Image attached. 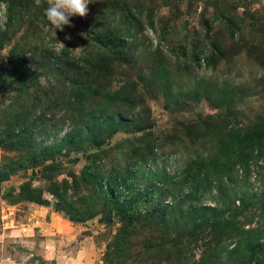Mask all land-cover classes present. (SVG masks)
Wrapping results in <instances>:
<instances>
[{
	"label": "rangeland",
	"instance_id": "1",
	"mask_svg": "<svg viewBox=\"0 0 264 264\" xmlns=\"http://www.w3.org/2000/svg\"><path fill=\"white\" fill-rule=\"evenodd\" d=\"M134 1L90 0L88 15L72 17L74 26L68 27L67 34L71 39L65 36L61 42L80 44L86 36L92 38L102 29L96 21L97 14L110 15L121 8L122 3L137 9ZM150 1L156 5V30L147 28L135 70L119 67L116 77L118 85L125 77L135 79L138 93L150 108L153 125L150 141H155L159 147L146 161L137 162L129 155L132 144L143 136V131L135 130L115 133L100 147L64 151L52 164L41 161L40 166L31 167L35 162L32 150L38 152L45 146L57 144L70 133L72 125L60 108H54L52 115L49 113L47 99L40 98V92L35 89L27 93L18 91L20 82L31 80L35 73L42 74L41 69L34 68L30 54L18 56L20 60L17 61L13 58V45L0 48V142L6 138L10 124V121L6 124L5 118L20 114L25 120L26 141L31 147L24 153L0 145V174H8L7 179L0 182V264H107L106 253L120 229L117 214L108 209L109 203L131 206L139 220L140 216L148 215L156 203L155 198L152 202L148 198L163 196L166 190L156 182L155 187L149 186L148 173L174 177L181 174L190 161L217 156L215 139L194 143L177 135L179 124L202 121L211 115L229 119L233 126L247 129L264 119V36L260 35V30L264 31V0H168V5V1L147 0L145 4ZM46 4L32 5L33 13L41 11ZM6 17L7 10L0 3L3 21L0 30ZM227 20L236 21L242 27L244 35L237 38L240 40L228 39ZM165 24L168 27H164ZM35 25L25 24L21 33H26L25 29L34 30ZM104 25L107 27L108 23ZM51 29V36H55V30ZM205 32L211 38L223 39L224 60L214 69H207L203 64L185 71L179 63L185 60L179 58L182 49L192 42L204 40ZM44 37L47 40V35ZM26 40L28 38L20 44H25ZM53 47L57 50V45ZM40 51L39 47L35 50V59L40 57ZM54 60L51 58V62ZM157 61L165 64L174 82L175 94L185 101L181 111L168 109L164 97L148 85L149 68ZM46 74L39 79L41 91L51 87L48 90L50 96L57 102L63 100L66 97L64 82L58 81V86L54 87V77ZM202 79L228 90L233 103L217 109L207 100L188 99L186 91ZM125 109L115 107L113 111L130 119L132 116ZM140 145L144 146L143 143ZM127 170L137 172L135 180L125 179L124 184L113 187L111 177L123 175ZM234 178L236 191L249 198L252 204L253 198L255 200V204L239 218L240 226L264 229V154L259 159L254 158L248 170L237 168ZM187 190L180 193L177 186L174 195H184ZM215 194L216 189L206 193L201 204L216 206ZM161 200L167 206L174 204L173 196ZM189 204L187 201L184 208ZM109 217L111 225L107 224ZM148 233L147 229L137 230L129 255L142 252ZM200 255L201 248L196 250L195 259L199 260ZM120 259L114 257L112 263L122 264ZM182 262L192 264L193 257L186 256Z\"/></svg>",
	"mask_w": 264,
	"mask_h": 264
},
{
	"label": "trees",
	"instance_id": "2",
	"mask_svg": "<svg viewBox=\"0 0 264 264\" xmlns=\"http://www.w3.org/2000/svg\"><path fill=\"white\" fill-rule=\"evenodd\" d=\"M42 2L46 3L47 0ZM134 2L137 9L128 8L122 3L121 8L110 15L97 14L96 21L102 25L99 32H95L92 38L86 36L80 44L68 41L65 47L57 51L53 46L67 36L68 26L63 32L58 30L57 36H51L52 26L44 15L47 4L41 11L33 13L34 0H0L7 10L6 22L0 30V48L13 45V58L17 61L20 60L18 56L27 53L35 59V50L41 48L40 57L30 59L34 62V68L41 69L42 74L35 73L31 80L20 82L18 91L27 93L35 89L40 92L39 97L47 99L49 113L52 115L54 108H60L72 125L70 133L57 144L45 146L38 152L32 150L35 162L31 167L40 166L41 161L52 164L64 151L78 152L87 146L91 149L100 147L106 139L120 131H143V136L132 144L129 151L137 162L152 157L153 150L159 147L155 141H150L153 128L150 108L138 93L137 82L129 77L121 79V85L116 82L119 67L135 70L138 66V53L144 46V34L148 27L156 30L158 22L153 2ZM166 3L168 5L169 1ZM104 22L108 23L107 27ZM227 22L229 40L243 37L242 27L236 21ZM33 23H36L34 30L25 29L26 33H21L25 24ZM260 35L264 36L263 30H260ZM26 38L28 41L20 44ZM223 42L222 38H211L205 32L204 40L192 42L182 49L179 58L184 57L185 60L179 62L180 66L185 71L200 68L203 64L207 69L216 68L225 58ZM75 48H80L79 52ZM51 58L55 59L54 62H51ZM44 73L54 77V87L58 86V81L64 82L66 97L63 100L57 102L50 96L48 90L51 87L41 91L43 87L39 79ZM262 83L264 85V79ZM148 85L164 97L168 109L181 111L185 107V101L174 92V82L163 62H154L149 68ZM185 95L196 102L207 100L217 109L233 103L228 90L204 79L186 91ZM115 107L126 108L132 117L128 119L114 113ZM138 107L141 109L136 112ZM5 119L6 124L9 121L10 124L6 138L0 142L1 147L28 152L31 147L26 141L25 120L20 114ZM177 128L178 136L194 143L215 139L217 156L190 161L182 173L174 177H168L165 173H148L149 186L155 187L156 182L165 186L166 190L163 196L159 194L148 198L151 202L155 198L156 203L151 212L140 216L139 220L131 206L109 203L108 209L117 214L120 229L106 253L107 264H113L114 257H121L122 264H184L182 261L186 256L193 257L192 264H264V229H246L239 223V218L255 204V200L253 198L252 204L249 198L236 191L237 181L234 178L237 168L246 171L254 158L263 156L264 119L242 129L233 126L229 119L209 115L202 121L179 124ZM142 143L144 146L140 145ZM135 174L137 172L127 170L123 175L115 174L110 181L113 187H117L124 184L125 179L134 181ZM7 175L0 174V182L7 179ZM177 186L180 193L188 190L176 197L174 188ZM214 189L216 206L202 205L204 195L212 193ZM168 196H173L174 204L167 206L161 199ZM187 201L190 204L185 209ZM107 224H112L111 217ZM139 228L147 229L150 233L144 240L142 252L138 256L129 255ZM228 242L230 244L225 245ZM200 248L201 255L196 260L195 252Z\"/></svg>",
	"mask_w": 264,
	"mask_h": 264
},
{
	"label": "clouds",
	"instance_id": "3",
	"mask_svg": "<svg viewBox=\"0 0 264 264\" xmlns=\"http://www.w3.org/2000/svg\"><path fill=\"white\" fill-rule=\"evenodd\" d=\"M34 3L39 7L42 4V0H34ZM90 3V0H47L44 15L55 30L53 34L57 36V30L63 32L65 26L73 27L74 25L71 23L72 17H86L89 12L88 5ZM2 22V18H0V24ZM66 39L70 40L71 36H67ZM63 47H65V44L59 40L57 50ZM74 50L79 51L80 48H75Z\"/></svg>",
	"mask_w": 264,
	"mask_h": 264
}]
</instances>
